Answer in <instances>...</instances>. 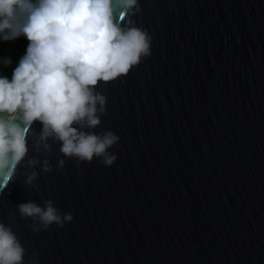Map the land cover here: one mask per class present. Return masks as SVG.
<instances>
[{
	"label": "water",
	"instance_id": "1",
	"mask_svg": "<svg viewBox=\"0 0 264 264\" xmlns=\"http://www.w3.org/2000/svg\"><path fill=\"white\" fill-rule=\"evenodd\" d=\"M138 4L130 18L150 35V55L98 82L107 111L83 129L113 131L117 159L79 161L51 138L37 152L33 122L26 157L0 180V223L24 264H264V0ZM34 156L52 171L30 169ZM31 171L38 187L25 183ZM45 199L73 220L33 232L17 204Z\"/></svg>",
	"mask_w": 264,
	"mask_h": 264
},
{
	"label": "clouds",
	"instance_id": "2",
	"mask_svg": "<svg viewBox=\"0 0 264 264\" xmlns=\"http://www.w3.org/2000/svg\"><path fill=\"white\" fill-rule=\"evenodd\" d=\"M121 19L115 18L113 0H0V38L24 35L29 44L13 69L11 79L0 76V180L5 184L29 151L26 137L32 124H42L35 151L51 150L49 138L60 142V152L79 161L102 158L112 165L117 156L108 151L119 137L111 130L95 129L106 114V96L96 91L99 81L127 74L142 56L150 55L151 37L130 17L139 12L138 0H118ZM5 66L11 58H5ZM51 172L48 159L27 160ZM64 159L56 167L63 168ZM31 171L25 183L35 184ZM21 218H30L33 232L53 223L63 227L72 213H60L51 199L43 206L29 200L17 204ZM25 249L10 226L0 223V264H24ZM38 257L31 258L37 264Z\"/></svg>",
	"mask_w": 264,
	"mask_h": 264
},
{
	"label": "trees",
	"instance_id": "3",
	"mask_svg": "<svg viewBox=\"0 0 264 264\" xmlns=\"http://www.w3.org/2000/svg\"><path fill=\"white\" fill-rule=\"evenodd\" d=\"M11 43V39L9 40H4L3 38H0V64L3 65V53L5 51L9 50V45ZM29 44V41L27 38H25L21 43H19L17 46L12 48V51L14 53V55L16 56H23L26 52L27 46ZM18 64V63H17ZM17 64L15 66H11L6 68L4 74L2 76H6L9 79H11L12 76V72L13 69L17 66Z\"/></svg>",
	"mask_w": 264,
	"mask_h": 264
},
{
	"label": "rangeland",
	"instance_id": "4",
	"mask_svg": "<svg viewBox=\"0 0 264 264\" xmlns=\"http://www.w3.org/2000/svg\"><path fill=\"white\" fill-rule=\"evenodd\" d=\"M25 38L26 37L21 34L18 37H16L15 39H11V43L9 45V50L5 51L3 53V59L5 60V58L10 57L11 58V64L8 66H5V64H3V65L0 64V76H2L4 74L6 68L11 67V66H15L19 62V60L22 56L14 55L12 48L17 46L19 43H21Z\"/></svg>",
	"mask_w": 264,
	"mask_h": 264
}]
</instances>
